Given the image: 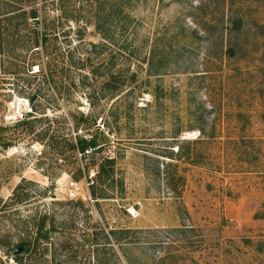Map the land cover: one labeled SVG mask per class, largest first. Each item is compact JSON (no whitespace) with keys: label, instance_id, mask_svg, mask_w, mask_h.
<instances>
[{"label":"rangeland","instance_id":"374dc122","mask_svg":"<svg viewBox=\"0 0 264 264\" xmlns=\"http://www.w3.org/2000/svg\"><path fill=\"white\" fill-rule=\"evenodd\" d=\"M0 264H264V0H0Z\"/></svg>","mask_w":264,"mask_h":264},{"label":"trees","instance_id":"16d2710c","mask_svg":"<svg viewBox=\"0 0 264 264\" xmlns=\"http://www.w3.org/2000/svg\"><path fill=\"white\" fill-rule=\"evenodd\" d=\"M43 40H45V41L48 40V39H46L44 34H43ZM157 47L152 50L153 53L150 52L151 56H150L149 61H148L149 66H150V73L153 74V75H159L160 74L158 71L152 69V64H153V61H154L155 56H156ZM231 51L232 50H230V52ZM132 75L133 76L131 77V81L132 82L138 81L137 72L135 71ZM103 145H104V142L101 140V138H98L97 136H92L91 138H87L85 136L79 137L78 140L76 141V143L72 144L73 149L78 151L80 154L84 155L85 157H87L88 153H92V154H96L98 152L100 153V151H102V149L104 147ZM104 171H105L104 166L101 164L99 166V169L97 170V180L96 181L99 182V178L102 177ZM96 181L94 183H96ZM95 193L96 192H93V195H96ZM50 232H51V230L50 231H45L44 228L42 226H40V228L38 229L37 234H36L37 236H36L35 240H37V243L39 241H41L42 244L47 243V245H44L43 248H42V251H43L44 255H45V253L49 252L48 243L50 242V238H51L50 237ZM31 246H33L32 241H27V240L22 242L19 245V247H21L25 253L31 251ZM39 246H41V245H39Z\"/></svg>","mask_w":264,"mask_h":264},{"label":"built area","instance_id":"2783aa9c","mask_svg":"<svg viewBox=\"0 0 264 264\" xmlns=\"http://www.w3.org/2000/svg\"><path fill=\"white\" fill-rule=\"evenodd\" d=\"M12 108L15 109V108H16V104H14V105L12 106ZM73 185H74V184H73Z\"/></svg>","mask_w":264,"mask_h":264},{"label":"water","instance_id":"95a60500","mask_svg":"<svg viewBox=\"0 0 264 264\" xmlns=\"http://www.w3.org/2000/svg\"><path fill=\"white\" fill-rule=\"evenodd\" d=\"M22 248H20L19 250L21 251Z\"/></svg>","mask_w":264,"mask_h":264}]
</instances>
